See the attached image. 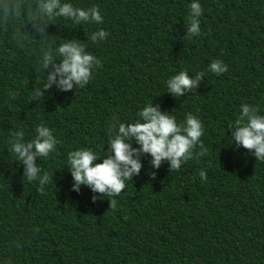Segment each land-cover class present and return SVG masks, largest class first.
<instances>
[{
    "label": "trees",
    "instance_id": "16d2710c",
    "mask_svg": "<svg viewBox=\"0 0 264 264\" xmlns=\"http://www.w3.org/2000/svg\"><path fill=\"white\" fill-rule=\"evenodd\" d=\"M69 2L98 5L104 17L99 25L60 18L48 29L84 42L102 61L83 89L53 88L34 101L46 79L33 52L39 44L18 49L0 36V264H264V162L237 147L227 129L242 103L264 113V0H198L204 34L190 39L183 37L192 0ZM98 29L110 35L94 43ZM215 59L228 66L221 76L208 71ZM182 70L204 72V81L174 98L166 81ZM153 102L178 122L196 115L208 154L171 173L167 163L156 170L143 157L116 210L106 198L92 203L85 186L71 191L67 154L106 152L112 117L134 122ZM41 122L59 141L37 161L53 178L44 194L38 181L24 179L7 142L11 131L31 140Z\"/></svg>",
    "mask_w": 264,
    "mask_h": 264
},
{
    "label": "clouds",
    "instance_id": "9594fccd",
    "mask_svg": "<svg viewBox=\"0 0 264 264\" xmlns=\"http://www.w3.org/2000/svg\"><path fill=\"white\" fill-rule=\"evenodd\" d=\"M203 11L198 0H192L183 39L204 34L200 22ZM60 18L71 20L75 25H99L104 21L98 5L83 8L74 6L69 0H0V36L10 37V42L18 49L34 42L39 44L33 52L46 79L41 87L33 89L34 101L45 97L53 88L64 93L83 89L93 79L95 71L103 67L102 61L87 50L84 42L75 38L63 40L49 34V26H56L55 21ZM109 35L108 31L98 29L91 33L90 39L94 43L102 42ZM54 42L55 48L52 47ZM208 71L221 76L228 71V66L215 59ZM204 76V72H197L193 77L182 70L166 81L167 94L175 98L196 91ZM136 116L131 123L118 122V117H112L107 130L106 152L97 154L81 148L67 154V169L73 182L71 191L80 193L81 186H85L93 193L92 203L106 198L109 209L116 210V197L126 189L129 181L139 176L143 157H150L149 164L156 170L167 163L171 173L180 170L189 160H198L208 154L209 149L201 139L204 124L191 112L185 115L183 122H178L172 112L162 111L161 105L153 102L147 103ZM227 129L237 147L264 162V113L258 106L242 103L239 116L227 125ZM7 142L9 151L23 166L24 179L38 181V191L44 194L53 178L48 172H42L37 161L56 151L59 141L54 130L41 122L31 140H25L23 131H11ZM198 175L201 181H207L205 170L201 169ZM150 179H156L155 171L150 173Z\"/></svg>",
    "mask_w": 264,
    "mask_h": 264
}]
</instances>
